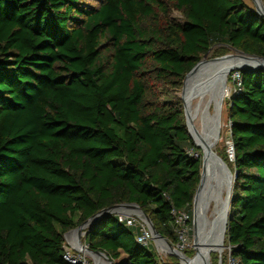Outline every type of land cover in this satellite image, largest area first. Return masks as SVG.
Wrapping results in <instances>:
<instances>
[{"label": "trees", "instance_id": "obj_1", "mask_svg": "<svg viewBox=\"0 0 264 264\" xmlns=\"http://www.w3.org/2000/svg\"><path fill=\"white\" fill-rule=\"evenodd\" d=\"M215 45L264 58V18L244 0H0V264H66L65 234L120 204L176 243L170 211L191 225L201 151L169 95ZM240 76L225 238L264 264V71ZM134 236L107 215L84 244L112 264H178Z\"/></svg>", "mask_w": 264, "mask_h": 264}, {"label": "bare ground", "instance_id": "obj_2", "mask_svg": "<svg viewBox=\"0 0 264 264\" xmlns=\"http://www.w3.org/2000/svg\"><path fill=\"white\" fill-rule=\"evenodd\" d=\"M256 1L258 2L259 8L264 10V6H262L260 0ZM237 59V57L227 58L220 60L213 65L207 66L202 64L198 70L187 76L183 83L184 85L181 91L180 99L184 101L190 137L193 140V143L195 142V145L203 148L206 153L209 148L213 151L218 139L217 128L220 129L221 111L224 101L223 97L226 90V83L224 84L223 82L222 72L229 66L237 65V63H239ZM240 63L250 62L248 60H240ZM260 63L264 64V61H260ZM210 83H214L215 98L219 103L216 113L211 116L209 115L208 123L204 128L203 133L198 134L194 130L192 124L193 118L191 110L193 98L197 92L203 90V88ZM206 157L207 158L204 162L203 168V188L201 189V193L195 204L196 242L194 249L196 250V256L190 264H210L211 254L222 251V236L225 235L224 211L226 202L223 203L222 201L220 178L221 176H226V174L224 170H221V166L216 162L213 156H209L207 153ZM208 188H210L211 194H208ZM209 196L210 207L207 210L206 204ZM225 200L227 201V193ZM69 239L73 244L76 241L74 245L77 246V240L74 234L69 235ZM94 260L99 264L102 261L99 258H94Z\"/></svg>", "mask_w": 264, "mask_h": 264}, {"label": "rangeland", "instance_id": "obj_3", "mask_svg": "<svg viewBox=\"0 0 264 264\" xmlns=\"http://www.w3.org/2000/svg\"><path fill=\"white\" fill-rule=\"evenodd\" d=\"M244 2L248 6H251L252 8H254L252 0H244ZM260 2L262 4V6H264V0H260ZM86 4H89V2H87ZM91 4L95 5L94 3H91ZM254 10H255V8H254ZM170 18L174 21H177V22H180L182 19L181 16L176 12L171 13ZM229 55L234 56V55H237V53H235L234 51H232L229 48L224 47L222 45H215L209 50L208 54L205 55L201 59L202 61L200 60L201 61L200 64L198 65V67L194 71L198 70L202 66V64L206 65V66L207 65H213L220 60H218V61H211V60L219 59V58L229 56ZM229 75L227 77L226 90H225V94L223 97L224 101H223V107H222V111H221V123H220V129H219L220 133H219V136L217 139V143L215 144L214 149H213V152L226 164L227 168H228L227 164L230 162L229 157L227 155V148H226V143L229 141L228 140V138H229L228 128H227V126L229 124L228 123V117H227V101H228L230 95L233 93V90H234L233 84L229 79ZM183 85L184 84L182 83V87H181L179 92H175V94L173 96L169 95V100L171 99V97L175 96V97L179 98V100L181 101L180 95H181ZM215 97H216V95H215L214 83H210L207 86H205L203 88V90H201L200 92H197L193 98L192 110H191V115L193 118L192 124H193V127L195 128L194 130H196V133H198V134L203 133L204 128L206 127V125L208 123L209 115L211 116V115L216 113L219 102L216 100ZM162 100H166V99L163 98ZM182 107H183V103H182ZM221 170H224V169L221 167ZM224 172H225V170H224ZM225 174H226V172H225ZM227 177L228 176L226 174V176H223V177L221 176V178H220L223 203L226 202L225 198H226V193H227V189H228ZM208 194H211L210 188H208ZM209 207H210V196L207 199L206 209L208 210ZM193 210L194 209H193V205H192L191 227H192V219H193ZM195 216H196V207H195ZM222 238H223L222 251L211 254L210 264H226V260H227V256H228V244L226 242L225 235H223ZM80 241L84 245V238L83 237H81ZM75 243H76V241H75ZM167 243H169L173 248H175L174 247L175 243H171L169 241H167ZM160 247L161 248L156 251L154 249V246L152 245V249L157 253L158 258L162 262H169L168 261L169 258L173 257L174 259L177 260V263L180 264V261L176 257L172 256L171 252L168 250V248L166 246L160 245ZM186 251L189 253L187 254ZM182 253L185 254L189 259H192L195 256L193 227H192L191 238H190V246L187 250H185ZM90 264H99V263L93 259H90ZM100 264H108V263H106L105 261L102 260L100 262Z\"/></svg>", "mask_w": 264, "mask_h": 264}, {"label": "water", "instance_id": "obj_4", "mask_svg": "<svg viewBox=\"0 0 264 264\" xmlns=\"http://www.w3.org/2000/svg\"><path fill=\"white\" fill-rule=\"evenodd\" d=\"M254 8H255V13L261 17L264 18V10L260 9L258 6V2L256 0H252ZM230 50L234 51L235 53H237V56H225L219 59H214L211 61H218V60H223V59H227V58H238L237 61H239V63H237V65L235 66H229L227 68H225L222 72V78H223V82L224 84L227 82V77L229 74H231V72L233 71H239V72H257V71H264V64L260 63V61H264V58H260V57H256V56H247L245 54H243L242 52H239L235 49H231ZM248 60L250 63H240V60ZM253 60V61H252ZM202 61V60H201ZM200 61V62H201ZM200 62L198 64L195 65V67L192 68V70L186 75L184 81L186 80L187 76H189L200 64ZM183 81V83H184ZM182 103H183V112H184V118H185V124H186V128H187V132L188 135L190 136L189 133V128H188V121H187V116H186V110L184 107V101L181 99ZM219 128H217V137L219 136ZM191 138V137H190ZM195 145V144H194ZM195 147L201 151V169H200V179H199V184L197 186V190L195 192L194 198H193V219H192V227H193V236H194V245L196 242V233H195V204L196 201L201 193V189L203 188V168H204V162L206 160V155L208 153V155L213 156V158L216 160V162L225 170L226 174H227V181H228V192H227V201L225 204V213H224V229L226 231V226H227V218H228V213H229V208H230V203H231V191H232V186H233V181H234V177L231 174V172L229 171V169L227 168L226 164L211 150V148L208 149V152L206 153L204 151L203 148H201L200 146L195 145ZM130 214L135 216L136 218L145 221L149 227L150 230L153 234V237L155 240H160L161 242H163L168 250L171 252L172 256L176 257L179 261L180 264H190L191 261H193V259L196 256V250H195V256L192 259H189L185 254L178 252L175 248H173L169 243H167V240H165L164 238H162L159 233L156 231V229L153 227V225L151 224L149 218L140 210V208L135 205V204H120V205H116V206H112L109 207L107 209H104L102 211H100L98 214L94 215L93 217H91L90 219H88L84 224H82L81 226L77 227L76 229L69 231L68 233L65 234L64 238L67 235H71L74 234L75 238L77 240V246H76V250L80 253L85 254L86 256H88L90 259L94 258H99L103 261H105L108 264H112V262L105 256V254H103L102 252L99 251H91L88 249V247L84 244L81 243L80 239L81 237L84 238L85 236V230L92 226L93 224H95L96 222H98L101 218L107 216V215H113L115 216L116 214ZM197 264H204V263H197Z\"/></svg>", "mask_w": 264, "mask_h": 264}, {"label": "built area", "instance_id": "obj_5", "mask_svg": "<svg viewBox=\"0 0 264 264\" xmlns=\"http://www.w3.org/2000/svg\"><path fill=\"white\" fill-rule=\"evenodd\" d=\"M230 81L233 84V92H239L241 90V76L239 71H233L230 74ZM229 123V121H228ZM228 128V142L226 143L227 148V155L229 157V161L233 162L234 160V153H233V144L231 142L230 136V123L227 126ZM187 154L189 156L196 157L197 155L194 154L192 151H188ZM167 200L168 198L165 197ZM116 219L119 224H123L125 227L129 229L135 230L134 240L138 246L141 247H150L154 246V249L157 251L160 249V245L162 243L160 240H155L153 234L150 230L149 225L133 215L130 214H116ZM170 216L172 218V228L174 232V236L176 238V243L174 245L175 249L178 252H184L190 246V238L192 227L190 225L189 215L184 210H175L174 208L170 211ZM64 243V253L62 256L63 261L66 264H90V258L83 253H80L76 250V246L70 241L69 235L65 238ZM160 242V243H159ZM226 264H240V261L236 258H233L231 255V247L228 246V256L226 260Z\"/></svg>", "mask_w": 264, "mask_h": 264}]
</instances>
